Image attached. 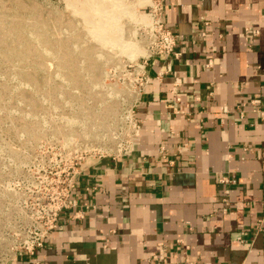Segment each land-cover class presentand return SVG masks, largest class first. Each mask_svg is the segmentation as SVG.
I'll return each mask as SVG.
<instances>
[{
    "label": "crops",
    "instance_id": "0c3cea01",
    "mask_svg": "<svg viewBox=\"0 0 264 264\" xmlns=\"http://www.w3.org/2000/svg\"><path fill=\"white\" fill-rule=\"evenodd\" d=\"M162 5L180 53L147 61L133 149L79 168L78 205L9 264H264V0Z\"/></svg>",
    "mask_w": 264,
    "mask_h": 264
},
{
    "label": "rangeland",
    "instance_id": "374dc122",
    "mask_svg": "<svg viewBox=\"0 0 264 264\" xmlns=\"http://www.w3.org/2000/svg\"><path fill=\"white\" fill-rule=\"evenodd\" d=\"M162 2L0 0V264L44 233L79 168L134 147Z\"/></svg>",
    "mask_w": 264,
    "mask_h": 264
},
{
    "label": "built area",
    "instance_id": "2783aa9c",
    "mask_svg": "<svg viewBox=\"0 0 264 264\" xmlns=\"http://www.w3.org/2000/svg\"><path fill=\"white\" fill-rule=\"evenodd\" d=\"M160 6V16L158 19H155L156 21V30L158 32L157 35V42H156V49L155 53H165V54H171L175 53L178 55L180 52L176 51V45L178 40V33L174 31L170 26H168L164 20L162 10ZM153 27H155V23L153 24ZM147 61L148 59L144 60L143 63L138 64V70H137V81L140 84V89L143 91L148 82L150 81V74L147 69ZM252 103H256V100L253 99L251 101ZM257 109V107H256ZM261 110V109H257ZM139 122L137 117H135V135L139 132ZM133 149V147L130 149V151ZM163 151L165 150V146L162 145ZM128 152V151H127ZM78 171V170H77ZM76 171V173H77ZM76 173L72 176L70 183H68V187L62 194V198L59 201V203L52 208V213L49 216L48 223L46 230L41 235L35 237L31 242L26 243L22 249L18 251L17 254H25V253H34V251L38 248L43 246L46 236L49 234V232L57 225V219L59 216L60 211L63 208L70 207V206H77L78 205V196L79 192L75 191L73 194V191L75 188H77V185L75 183V176ZM219 181L226 184H236L238 182V178L235 175H231L229 173H223L219 176ZM225 204L228 205L229 201L227 198H224ZM227 209H224V212H226ZM78 214V215H77ZM76 213L77 216H83V212ZM246 233V232H245ZM238 239L240 241H244V233H241L238 235ZM169 264H174L173 262H170Z\"/></svg>",
    "mask_w": 264,
    "mask_h": 264
}]
</instances>
